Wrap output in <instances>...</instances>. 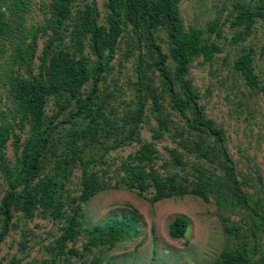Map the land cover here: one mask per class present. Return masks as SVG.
Here are the masks:
<instances>
[{
    "label": "trees",
    "instance_id": "16d2710c",
    "mask_svg": "<svg viewBox=\"0 0 264 264\" xmlns=\"http://www.w3.org/2000/svg\"><path fill=\"white\" fill-rule=\"evenodd\" d=\"M74 1L41 2L38 5L41 22L26 25L24 13L29 9L30 0H0V59L5 60L0 62V243L10 230L17 228L13 221L15 214L23 220L39 215L54 221L68 213L65 225L49 249V259L33 264H56L65 254H75L74 249H64L77 233L81 206L104 188L89 169L97 158L85 159L86 148L101 146L118 127L123 134L105 146L102 155L132 140L141 143L130 156L133 164L125 167L127 176L123 183L138 192L152 188L150 204L192 195L205 203L211 196L216 209L221 211L235 207L249 209L234 177L224 131L205 115L198 92L186 78L192 63L203 66L220 52L217 44L209 40L211 34L220 36L218 22H208L205 35L195 26L184 27L180 0H104V24H99L94 0L84 2L72 15ZM263 6L261 0L257 7L232 6L230 25L240 30L231 37V42L247 37L257 17L263 15ZM69 19V40L65 43L62 38ZM124 28L132 34L138 50L133 84L135 107L122 117L121 125L111 128L106 126L110 122L103 114L105 102L98 95V84L114 57ZM157 29L165 33L166 53L155 42ZM40 37L44 40L34 69ZM251 53L247 50L237 55L232 67L246 87L260 90L251 65ZM148 71L155 74L159 92L152 86ZM86 84L88 89L82 95ZM163 96L183 125L177 131V145L197 161L214 165L222 173L220 178L214 173L206 174L202 167H197L192 180L176 172L162 177L150 166L154 150L139 141L138 129L145 100L149 99L157 123L152 136L156 138L168 131L169 122L163 117L158 102ZM48 101L53 109L50 115L45 114ZM104 125L106 129L102 131L106 136L101 134L98 138ZM8 147L12 160L6 155ZM170 153L174 167L184 165L180 153L175 149ZM48 166L49 173L42 175ZM75 167L80 170L79 194L65 201L66 184ZM134 223L129 216L120 220L109 218L103 224L93 225L87 229L82 250L112 246L132 237L136 234ZM251 224L254 241L249 248L247 237L238 234L239 225L223 226L224 234L237 242L235 247L223 249L212 264H264V215L252 213ZM185 230L186 222L178 217L169 223L167 234L172 239H180ZM256 230H261L258 240ZM23 247L21 240L20 250ZM254 254L258 256L254 258ZM4 264H19V259L12 257Z\"/></svg>",
    "mask_w": 264,
    "mask_h": 264
},
{
    "label": "rangeland",
    "instance_id": "374dc122",
    "mask_svg": "<svg viewBox=\"0 0 264 264\" xmlns=\"http://www.w3.org/2000/svg\"><path fill=\"white\" fill-rule=\"evenodd\" d=\"M94 1L99 13L98 23L104 24V0ZM258 1L180 0L179 2L184 27L195 26L207 35L206 24L212 21L218 22L220 36L215 37L211 34L209 40L217 44L220 52L203 66L192 63L186 78L198 92L199 103L204 107L205 115L224 131L225 148L231 160L234 177L245 195L249 209L235 207L232 210L221 211L216 209L211 196L205 203L192 195L172 197L150 204L148 199L153 193L152 188L138 192L135 188H126L123 183L127 176L125 167L133 164L130 156L141 143L132 140L102 155L105 146L112 144L115 138L121 137L123 130L118 127L122 124L121 119L135 107L133 84L136 80L134 68L138 50L132 34L128 28H124L117 40L114 57L98 84V95L105 102L103 114L110 122L106 126L111 128L117 126L118 130L112 131L101 146L86 148L84 155L85 159L90 156L97 158L89 169L98 176L104 188L98 190L81 206L77 233L70 242L66 243L64 249H74L76 253L65 254L56 264H212L223 249L233 248L237 242V239L224 234L225 225H239L238 234L247 237V248L251 246L254 241L250 234L251 215L252 213L264 215V9L263 15L257 17L247 37L237 43L231 42V37L240 29L230 25L229 13L234 4L252 8L257 7ZM261 1L264 4V0ZM41 2L48 0H30L29 9L24 13L26 25L41 22L42 17L38 8ZM84 2L89 0H75L71 14L81 9ZM66 26L67 30L62 38L65 43L69 40L70 19ZM154 38L166 53V37L163 30L157 29ZM43 40L44 37L37 39L33 59L34 69L38 63L37 57ZM3 48V56H5L7 48L5 45ZM247 50L252 51L251 65L260 90H250L246 87L238 72L232 67L233 59ZM86 53L88 54L87 50ZM3 61L4 58H1L0 62ZM167 63L169 67L172 66L169 59ZM147 75L152 78V86L159 92L160 86L155 74L148 71ZM87 89L88 84L82 88V95ZM158 102L161 104L163 117L169 122L168 131L156 138L152 136L157 123L152 104L146 99L137 135L139 141L149 144L154 150L150 166L162 177L176 172L179 176L192 180L197 167H202L207 171L206 174L214 173L220 178L222 173L214 165L206 161H197L177 145L179 138L177 131L183 128L182 122L170 108L165 96ZM1 105L0 100V107ZM52 110L51 101H48L45 114L50 115ZM106 126L100 129L98 138L101 134L105 135L102 130L106 129ZM171 149L181 154L183 166H173ZM6 155L12 160L10 147L7 148ZM48 173L49 166L42 175ZM79 180L80 170L75 167L66 184L65 201L78 196ZM67 215L68 213H65L64 217L52 221L39 215L30 220H23L19 214H15L13 221L17 228L10 230L0 243V262L4 264L12 257L19 259V264L48 260L49 249L52 248L61 228L65 225ZM129 216L135 221V235L112 246H96L88 251L82 250L88 228L95 224H103L109 218L120 220ZM178 217L186 222V230L182 238L172 239L167 234V227ZM260 234L261 230H256V240L260 238ZM21 240L24 242L22 250L19 248ZM257 256L258 254L253 255L254 258Z\"/></svg>",
    "mask_w": 264,
    "mask_h": 264
}]
</instances>
